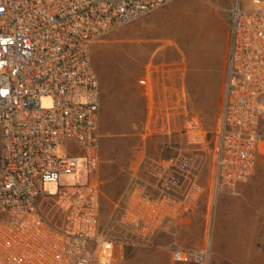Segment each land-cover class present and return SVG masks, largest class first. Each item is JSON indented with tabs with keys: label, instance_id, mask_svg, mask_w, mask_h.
<instances>
[{
	"label": "built area",
	"instance_id": "1",
	"mask_svg": "<svg viewBox=\"0 0 264 264\" xmlns=\"http://www.w3.org/2000/svg\"><path fill=\"white\" fill-rule=\"evenodd\" d=\"M176 0H0V264H110L114 244L98 232L100 183L96 133L99 84L90 64L93 43ZM221 114L211 192H237L253 174L264 117V0L231 9ZM49 99L44 107L42 99ZM205 133L196 120L189 146ZM87 182L48 191L78 170ZM169 184L185 181L181 205L203 192L190 157L171 162ZM172 189V188H171ZM49 215L51 217L49 218ZM132 247H149L157 221L131 206ZM178 264H209L208 245L172 246Z\"/></svg>",
	"mask_w": 264,
	"mask_h": 264
},
{
	"label": "crops",
	"instance_id": "2",
	"mask_svg": "<svg viewBox=\"0 0 264 264\" xmlns=\"http://www.w3.org/2000/svg\"><path fill=\"white\" fill-rule=\"evenodd\" d=\"M231 4L176 0L158 8L117 28L116 49L105 51L98 67L91 46L99 84L94 177L104 217L124 221L136 205L157 221L148 252L140 249L135 264H173L170 247L200 250L208 231L210 264H264V117L254 172L237 193L202 194L185 211V181L168 185L172 161L197 160L189 122L205 135L218 126Z\"/></svg>",
	"mask_w": 264,
	"mask_h": 264
},
{
	"label": "rangeland",
	"instance_id": "3",
	"mask_svg": "<svg viewBox=\"0 0 264 264\" xmlns=\"http://www.w3.org/2000/svg\"><path fill=\"white\" fill-rule=\"evenodd\" d=\"M236 0H232L229 11L227 12L228 24H231V9ZM249 0H238L239 5L244 7L245 3ZM145 16V15H144ZM116 29L110 32L111 34L103 36L99 40L93 43L91 58L95 56L96 67H98L101 55L104 56V52H113L116 49ZM106 37V38H105ZM105 38V41H104ZM42 105L44 107L49 105V99H42ZM217 127L211 130H207L204 143L201 146H190L194 148L193 156L197 153V160L191 159L193 165V174L195 175L196 182L203 187L202 194H209L212 198L214 195L211 192V184L213 180L214 168H215V155L217 146ZM75 155L79 156L78 170L71 174H64L59 176V180L56 183L49 185L48 191L51 194H55L59 187L70 185H83L87 182V175L84 170V159L81 156V150L76 149L72 151ZM190 158H192L190 156ZM237 193V192H235ZM201 194V195H202ZM51 215H49V218ZM98 232L101 239L110 241L114 244V259L110 264H135L137 254L141 251H147L148 247H132L130 244L134 241L131 225L125 221H122L119 216L104 217V200L100 201V212L98 222ZM210 237L211 234L208 231L206 233L205 245H208L210 250ZM204 245V246H205ZM203 246V247H204ZM145 249V250H142ZM202 249V248H201ZM94 264H99L97 260ZM173 264H178L174 263ZM194 264V263H189ZM210 264V258H209Z\"/></svg>",
	"mask_w": 264,
	"mask_h": 264
}]
</instances>
